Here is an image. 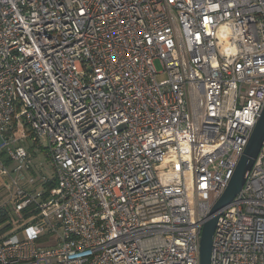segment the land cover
<instances>
[{
	"label": "built area",
	"instance_id": "1",
	"mask_svg": "<svg viewBox=\"0 0 264 264\" xmlns=\"http://www.w3.org/2000/svg\"><path fill=\"white\" fill-rule=\"evenodd\" d=\"M263 105L264 0H0V264H199ZM210 264H264V139Z\"/></svg>",
	"mask_w": 264,
	"mask_h": 264
},
{
	"label": "water",
	"instance_id": "2",
	"mask_svg": "<svg viewBox=\"0 0 264 264\" xmlns=\"http://www.w3.org/2000/svg\"><path fill=\"white\" fill-rule=\"evenodd\" d=\"M264 139V105L260 112L248 142L237 162V165L227 183V186L213 203L209 218L204 222L199 239L198 260L199 264H210L212 237L219 211L228 205L241 189L255 157Z\"/></svg>",
	"mask_w": 264,
	"mask_h": 264
},
{
	"label": "rangeland",
	"instance_id": "3",
	"mask_svg": "<svg viewBox=\"0 0 264 264\" xmlns=\"http://www.w3.org/2000/svg\"><path fill=\"white\" fill-rule=\"evenodd\" d=\"M154 66L156 68L157 71H159L161 69V65L159 63V61L156 59L154 61ZM165 77L164 74H158L156 76L157 80H161ZM42 142H44L43 144H45V139L42 138L41 139ZM29 145L28 142L25 143V146ZM44 146V145H43ZM28 150L34 155V162L38 165L40 162L44 161L46 162L45 156H44V149L43 147L41 148H36L35 146L29 147ZM3 159V158H2ZM8 169L11 170V168L13 167V164H7ZM12 175H15L14 173H12ZM10 183V178L6 175H0V202L3 201V199L5 198V188L7 185H9ZM25 223V220H22L20 222H14L13 226L14 228L20 226L21 224Z\"/></svg>",
	"mask_w": 264,
	"mask_h": 264
},
{
	"label": "trees",
	"instance_id": "4",
	"mask_svg": "<svg viewBox=\"0 0 264 264\" xmlns=\"http://www.w3.org/2000/svg\"><path fill=\"white\" fill-rule=\"evenodd\" d=\"M6 213H3V215L1 214L0 215V221H2V220H5V219H7L8 218V216L7 215H5ZM24 216L26 217L27 216V214L25 213L24 214Z\"/></svg>",
	"mask_w": 264,
	"mask_h": 264
}]
</instances>
